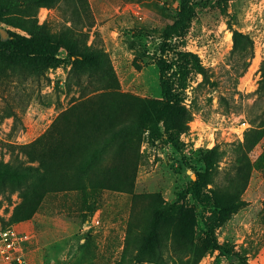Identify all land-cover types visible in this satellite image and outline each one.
I'll list each match as a JSON object with an SVG mask.
<instances>
[{
    "label": "rangeland",
    "instance_id": "rangeland-1",
    "mask_svg": "<svg viewBox=\"0 0 264 264\" xmlns=\"http://www.w3.org/2000/svg\"><path fill=\"white\" fill-rule=\"evenodd\" d=\"M87 1L92 15L90 31L82 28L84 15L77 19L69 0L60 8H41L38 20L60 33L73 26L67 22L72 19L74 32L86 33V44L95 41L108 55L116 89L96 92L84 75L72 73L73 64L63 49L58 65L46 72L48 80L25 79L9 71L2 75L0 161L41 168V160V170L55 176L39 183L31 197L23 199L7 188L0 194V218L7 228L35 234L24 248L28 263L140 264L134 260L138 249L135 235L151 221L147 201L134 203L128 193L108 189L94 194L44 192L66 182L62 178L71 172L69 165L77 156V147L93 140L85 130L98 129V111L106 106L113 114L117 109L97 97L115 92L121 96L115 104H124L126 97L162 100L164 63L171 67L166 76L191 121L182 133H169L177 147L166 138L152 140L145 133L134 193H158L168 207L195 208L194 220L187 235L170 224L160 245L153 241L148 247L144 262L264 264V257L259 256L264 250V100L258 94L264 60V0L226 4L208 0ZM183 7L187 17L177 34L167 40L166 28L176 23ZM9 30L14 31L0 24L3 39ZM234 32L247 35L254 45V58L237 82L230 61ZM165 41L168 48L163 52ZM182 53L196 55L210 82L216 81L218 86L205 84L202 75L184 63ZM179 67L187 71L185 89L181 88ZM223 97L226 103L221 101ZM7 107L16 120L3 117ZM160 127L164 131L162 124ZM243 162L249 180L239 197L246 204L223 217L212 209V200L232 189L231 182L240 176L238 163ZM199 176L202 193L211 201L206 207L186 193ZM2 227L0 223V231ZM213 237L227 253L206 252L203 242ZM0 264H5L1 257Z\"/></svg>",
    "mask_w": 264,
    "mask_h": 264
},
{
    "label": "trees",
    "instance_id": "trees-1",
    "mask_svg": "<svg viewBox=\"0 0 264 264\" xmlns=\"http://www.w3.org/2000/svg\"><path fill=\"white\" fill-rule=\"evenodd\" d=\"M67 1L0 0V24L14 29V31H7L6 39H3L0 34V88L3 87L2 75L7 71L25 79L27 76H33L48 80L46 72L58 65V54L61 49L66 51L68 60L73 64L72 73L84 75L89 86L93 87L96 92L118 87L108 55L96 46L95 41L91 45H87L88 35L83 32L77 35L73 30L72 19L67 22H71L73 26L64 27L60 33L52 32L46 23H39L38 12L41 8L52 9L58 6L60 8ZM69 1L75 7L74 15L77 16V19L80 20L82 14L84 15L82 28L86 27L90 31L93 25L90 23L92 15L88 1ZM208 1L226 4L233 0ZM79 4H81V9L78 7ZM186 10V7H183V11L181 10L177 16L176 23L167 26L165 36L167 40L177 34L178 29L182 27L187 17ZM167 48L168 43L165 41L162 51L166 52ZM181 57L187 66L191 65L194 71L202 75L205 84L218 86L216 81L210 82L208 72L196 55L182 53ZM253 58L252 40L247 35L234 32L230 61L233 62L236 82L246 73ZM162 66V100L126 97L124 104H115L116 98L121 97L115 92L97 97L98 100L106 102L109 107L117 105V109L113 114L108 112L106 106L103 111L102 109L98 111V129L85 130L86 136L93 137V140L90 143H80L79 147L76 146L78 148L77 156L69 165L71 172L64 173L66 175L62 178L66 182L56 189L50 188L44 192V194L49 192L94 194L108 189L113 192L128 193L133 197L134 203L138 199L147 201L146 207L151 221L135 235V246L138 249L134 260L140 264L145 263V255L153 241L160 245V237L165 239L170 224L177 228L180 227L183 230L182 233L187 235L192 231L191 225L194 220L195 208L181 210L175 206L168 207L158 193L145 195H135L134 193V183L141 160L140 149L145 133H149L152 140L166 138L169 143L177 147L169 133H182L186 123L191 121V115L181 105L182 99L179 93L174 90L166 76L171 67H164V63ZM179 69L181 88L185 89L187 71L180 67ZM260 71L258 94L259 98L264 100V60ZM221 101L226 103L224 97L221 98ZM3 117L16 120V114L8 107L5 109ZM161 124L164 131L161 130ZM207 159L208 157L204 158V163H207ZM40 163L41 168H34L26 167L22 163L12 166L0 161V194L4 191L3 189L7 188L11 189L12 193L19 192L23 199L34 196V191L39 183L43 184L52 178L46 170H41L43 161L40 160ZM237 170L240 176L231 182L232 189L228 190L226 195L217 196L211 203L212 209L220 212L223 217L235 214L246 204L239 197L249 180L246 163H238ZM243 171L244 174H242ZM98 175H102V178L99 179ZM52 179H55V176ZM200 182L201 177L199 176L197 180L189 184L186 193L190 194L197 204L206 207L211 201L203 195ZM0 223L3 226L2 229L6 230L7 223L1 218ZM203 244L206 247V252L217 250L220 253H227L225 247L219 245L214 237L204 241Z\"/></svg>",
    "mask_w": 264,
    "mask_h": 264
},
{
    "label": "built area",
    "instance_id": "built-area-1",
    "mask_svg": "<svg viewBox=\"0 0 264 264\" xmlns=\"http://www.w3.org/2000/svg\"><path fill=\"white\" fill-rule=\"evenodd\" d=\"M29 236L20 235L15 230L7 228L0 231V257L5 264H28L24 253V244ZM148 264V263H143Z\"/></svg>",
    "mask_w": 264,
    "mask_h": 264
},
{
    "label": "crops",
    "instance_id": "crops-1",
    "mask_svg": "<svg viewBox=\"0 0 264 264\" xmlns=\"http://www.w3.org/2000/svg\"><path fill=\"white\" fill-rule=\"evenodd\" d=\"M17 233L20 234V235H27V236H29V240L24 244V248L35 238V234L32 233V232H22V231L19 232V231H17ZM260 253L261 254L259 256L262 259L264 257V250H262ZM26 258H27V256H26Z\"/></svg>",
    "mask_w": 264,
    "mask_h": 264
}]
</instances>
